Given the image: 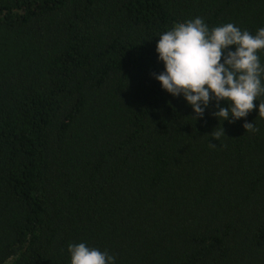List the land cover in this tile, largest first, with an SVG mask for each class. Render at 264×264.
Masks as SVG:
<instances>
[{"label":"trees","instance_id":"obj_1","mask_svg":"<svg viewBox=\"0 0 264 264\" xmlns=\"http://www.w3.org/2000/svg\"><path fill=\"white\" fill-rule=\"evenodd\" d=\"M0 264H264V0H0Z\"/></svg>","mask_w":264,"mask_h":264},{"label":"rangeland","instance_id":"obj_2","mask_svg":"<svg viewBox=\"0 0 264 264\" xmlns=\"http://www.w3.org/2000/svg\"><path fill=\"white\" fill-rule=\"evenodd\" d=\"M186 38H187V37H186V34L181 33V32L178 33V40L183 41V40L186 39Z\"/></svg>","mask_w":264,"mask_h":264}]
</instances>
